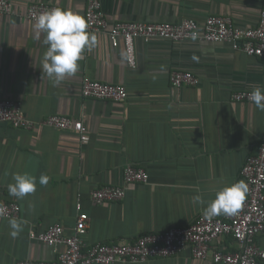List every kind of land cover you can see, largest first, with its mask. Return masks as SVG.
<instances>
[{
  "label": "crops",
  "instance_id": "1",
  "mask_svg": "<svg viewBox=\"0 0 264 264\" xmlns=\"http://www.w3.org/2000/svg\"><path fill=\"white\" fill-rule=\"evenodd\" d=\"M109 26L118 22L179 23L209 16L229 18L238 28L257 24L261 0H100ZM33 3L53 4L84 18L85 0H13L14 14L0 15V99L22 103L33 120L61 115L81 121L89 141L41 127L25 131L0 123V203L15 202L18 220H26L13 238L9 219L0 218V264L51 261L53 248L29 238L59 223L68 232L76 202L89 218L85 249L97 243H125L148 233L191 224L224 186L240 179L245 160L264 140V111L237 103L232 95L264 89V59L249 57L226 43H134L136 66L127 64L122 44L113 47L106 32H92L96 45L86 48L79 70L54 83L42 74L45 34L36 38L25 16ZM173 71L190 72L194 86L175 88ZM123 85L122 102L84 98V80ZM127 165L144 168L147 184H128L119 202L95 205L90 192L122 184ZM37 177L36 191L17 199L8 193L14 173ZM49 177L47 185L39 177ZM201 195L203 204L193 202ZM221 216V215H218ZM215 216V217H218ZM264 249V233L256 237ZM60 249V248H59ZM213 249L234 252L235 240L220 236ZM123 264V263H116ZM132 264V263H126ZM139 264H217L211 255L195 259L185 250Z\"/></svg>",
  "mask_w": 264,
  "mask_h": 264
},
{
  "label": "built area",
  "instance_id": "2",
  "mask_svg": "<svg viewBox=\"0 0 264 264\" xmlns=\"http://www.w3.org/2000/svg\"><path fill=\"white\" fill-rule=\"evenodd\" d=\"M59 8L53 4L33 3L26 11V18L35 22L43 12ZM13 0H0V15L14 14ZM84 19L87 30L106 32L111 45H123L128 66H136L134 43L136 40L150 42L165 39L173 42L204 41L226 43L232 49L249 57L264 59V0L260 2L257 24L252 28L235 27L231 20L222 16H209L203 24L194 19H183L179 23H141L123 21L109 26L100 0H85ZM169 81L175 88L194 86L196 78L186 71H173ZM251 91H240L232 95L237 103H253ZM84 98L122 102L127 99L123 85H112L84 80L81 86ZM0 123L25 131L48 127L58 131H70L78 135L81 144L89 141L87 127L78 120L66 116L50 115L42 120L28 118L22 103L14 99H0ZM149 175L144 168L127 165L122 171V184L94 189L90 200L95 205L119 202L125 197L128 184H147ZM240 179L247 184L245 199L234 215L207 218L198 216L191 224L171 227L163 232L148 233L125 243H97L85 249L83 236L89 218L82 211L80 198L75 208V223L68 232L61 224L50 225L43 232H29V238L53 248L56 257L51 261L21 260L15 264H116L145 263L151 259L176 256L187 250L195 259L203 260L211 255L217 264H264V249L256 237L264 233V140L255 154L250 155L240 170ZM4 215L0 218H18L19 206L15 202L0 203ZM220 236L232 237L237 249L222 252L213 249ZM60 248V249H59Z\"/></svg>",
  "mask_w": 264,
  "mask_h": 264
},
{
  "label": "clouds",
  "instance_id": "3",
  "mask_svg": "<svg viewBox=\"0 0 264 264\" xmlns=\"http://www.w3.org/2000/svg\"><path fill=\"white\" fill-rule=\"evenodd\" d=\"M86 20L79 14L61 8H53L41 13L35 20L34 30L36 38L39 39L41 33L45 34L43 43L47 45V50L41 61L42 74L46 75L54 83H59L66 76H72L79 70V63L82 53L86 48L96 45L97 37L86 31ZM250 99L256 108L264 111V89L257 86L250 93ZM14 183L8 185V193L17 199L36 191L37 177L24 172L13 174ZM49 177L41 174L40 185H47ZM247 184L238 181L228 186L222 187L215 193V199L208 203L204 210L207 218L218 215H234L241 207L246 193ZM193 202L203 204L201 195L193 197ZM4 215V208L0 207V216ZM26 220L16 218L9 219L11 228L10 235L16 238L23 230Z\"/></svg>",
  "mask_w": 264,
  "mask_h": 264
}]
</instances>
